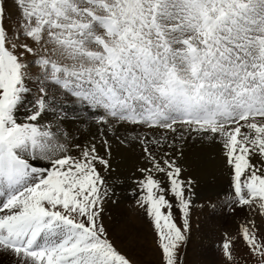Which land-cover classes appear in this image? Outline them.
Masks as SVG:
<instances>
[{
    "label": "bare ground",
    "instance_id": "obj_1",
    "mask_svg": "<svg viewBox=\"0 0 264 264\" xmlns=\"http://www.w3.org/2000/svg\"><path fill=\"white\" fill-rule=\"evenodd\" d=\"M260 25L247 31L241 22L233 28L244 43L223 57H212L221 44L217 41L208 42L198 59H189V49L183 56L174 54L178 46L168 41L172 53L167 54L176 55L173 60L166 54L162 61L153 50L140 56L138 49L129 52L133 56L126 55L129 60L122 56L121 63L114 57L106 59L108 55L98 61L83 58L100 69L94 81L86 73L69 78L65 88L50 86L49 90L42 89L43 80L26 81L1 122L10 137L0 139V240L5 243H0V264H93L95 257L83 233L63 221H53L52 227L54 213L42 215L41 207L49 200L42 191L50 186L58 190L80 186L92 200L100 198L101 220L114 245L128 258L156 264L159 254L141 215L143 197L135 196L129 211L122 194L114 200L111 187V176L123 180L138 167L156 177L177 166L198 186L206 185L209 176L216 182L213 188L219 195L205 197L191 215L184 264H212L210 243L216 236L228 237L240 225L264 232L262 201L247 202L244 199L250 195L244 188L231 187L227 181L229 174L238 172L264 183V31ZM74 58L69 63L75 65L78 59ZM171 60L179 67L172 66ZM60 62L61 73L72 66ZM53 74L56 83L61 77ZM129 110L133 111L129 115L135 114L133 122L123 118ZM187 114L197 120L187 123ZM206 116L214 121L205 120ZM142 139L146 152L139 146ZM237 188L243 197L232 195ZM25 198L32 201L31 208L22 203ZM242 201L247 202L246 213L225 212L228 206L239 209ZM211 208L218 214L214 220L207 217ZM97 263L109 264L105 259Z\"/></svg>",
    "mask_w": 264,
    "mask_h": 264
},
{
    "label": "rangeland",
    "instance_id": "obj_2",
    "mask_svg": "<svg viewBox=\"0 0 264 264\" xmlns=\"http://www.w3.org/2000/svg\"><path fill=\"white\" fill-rule=\"evenodd\" d=\"M261 18H264V0H0V139L10 137V131L1 125L5 109L18 98L20 90L26 81L32 80L31 77L37 82L43 80L44 90H49L50 86L65 88L69 78L86 73L88 79L94 81L100 69L84 63L83 58L98 61L108 55L106 59L114 57L116 63H121L124 61L122 56L139 49L140 56L153 50L156 51L153 54L164 61L163 56L171 52L167 49L168 41L172 46H178L174 54L182 55L189 49V59H198L208 42L217 41L221 44L216 45L212 57H223L235 49L240 50L244 43V39L232 29L239 28L242 22L250 31L259 23L260 31H264V20ZM71 51L75 54L72 55ZM262 51L259 50L260 55ZM174 54H167L166 57L170 56L173 60L176 57ZM74 57L78 59L75 65L69 63ZM207 57L210 59L209 54ZM128 58L126 56L125 61ZM60 59L72 65L65 64L67 69L63 73L64 64ZM172 60L171 65L179 67L175 62L172 64ZM220 72L223 73V68ZM53 73L61 77L56 83L52 82L53 78H57L53 77ZM92 110L96 111L95 107ZM128 114H125V119L131 120ZM144 141L142 139L139 146L146 152L148 147ZM138 168L136 173L133 170L123 180L118 175L110 177L117 197L114 200L117 201L122 194V202L125 200L131 211L132 199L143 197L141 215L148 224L147 232L159 254L156 264H184V252L191 240V215L204 199L219 195L213 188L216 182L209 176L206 185L200 182L198 186L196 179L184 175L177 166L170 167L171 172L159 173L157 178L147 173L146 169ZM237 173L229 174L228 185H241L246 195H250L249 199H244L247 202L253 198L264 204V183ZM79 187L58 190L56 186H50L42 191L43 197L49 199L41 207L42 215L46 212L55 215L51 216L50 225L53 227L55 221L68 222L83 233L86 238L84 243L89 245L92 249L89 252L95 257L91 261L93 264H98L101 259L109 264H146L143 260L128 258L114 245L101 220V199L92 200L90 194ZM243 191L237 188L231 193L234 197H243ZM55 198L58 199L55 201ZM246 201L239 203V209L238 206H228L225 212L230 209L232 215L237 211L246 213L243 212ZM22 203L26 208L33 206L27 198ZM207 213L212 220L218 218L215 208ZM239 227L228 237L216 236L215 242L210 243L209 252L211 257L214 256L212 264H264V232Z\"/></svg>",
    "mask_w": 264,
    "mask_h": 264
}]
</instances>
